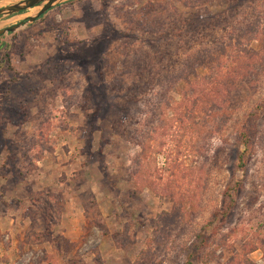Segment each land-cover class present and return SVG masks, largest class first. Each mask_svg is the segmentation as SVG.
I'll return each mask as SVG.
<instances>
[{"label":"rangeland","instance_id":"374dc122","mask_svg":"<svg viewBox=\"0 0 264 264\" xmlns=\"http://www.w3.org/2000/svg\"><path fill=\"white\" fill-rule=\"evenodd\" d=\"M0 264H264V0H65L0 36Z\"/></svg>","mask_w":264,"mask_h":264},{"label":"water","instance_id":"95a60500","mask_svg":"<svg viewBox=\"0 0 264 264\" xmlns=\"http://www.w3.org/2000/svg\"><path fill=\"white\" fill-rule=\"evenodd\" d=\"M65 0H23L16 4L0 7V18L3 17H17L24 14L26 11L37 8L38 11L33 15L24 18L18 24L6 27L0 30V36L11 34L20 29L25 24H31L41 16L50 11L56 4ZM1 24V23H0Z\"/></svg>","mask_w":264,"mask_h":264},{"label":"trees","instance_id":"16d2710c","mask_svg":"<svg viewBox=\"0 0 264 264\" xmlns=\"http://www.w3.org/2000/svg\"><path fill=\"white\" fill-rule=\"evenodd\" d=\"M240 141H241V143H242V145L244 146V151L240 154V158L241 159H243L242 157L244 156V153L247 151V149H248V145H247V141H248V138L246 139V135L245 134H241V136H240ZM244 160H242L241 161V164H240V167H243L244 166V162H243ZM243 162V163H242Z\"/></svg>","mask_w":264,"mask_h":264}]
</instances>
